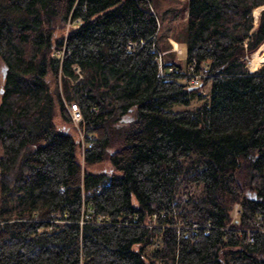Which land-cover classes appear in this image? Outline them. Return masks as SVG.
Listing matches in <instances>:
<instances>
[{
  "label": "trees",
  "instance_id": "trees-1",
  "mask_svg": "<svg viewBox=\"0 0 264 264\" xmlns=\"http://www.w3.org/2000/svg\"><path fill=\"white\" fill-rule=\"evenodd\" d=\"M263 41L264 0H0V264H264Z\"/></svg>",
  "mask_w": 264,
  "mask_h": 264
},
{
  "label": "built area",
  "instance_id": "built-area-1",
  "mask_svg": "<svg viewBox=\"0 0 264 264\" xmlns=\"http://www.w3.org/2000/svg\"><path fill=\"white\" fill-rule=\"evenodd\" d=\"M81 16H77L74 19H72L71 17H69L66 22H65V33L67 32V30L69 29V27L71 26H76L78 24V22L80 21ZM136 44V40H130L128 41V48H132L134 45ZM61 52V50H58ZM156 59L158 62V70L161 73L162 72V60H161V54L158 51L157 55H156ZM194 65H195V59L192 57L190 62L188 63V69L191 71V76H190V80L192 84L197 85L200 81H199V73H195L194 72ZM72 69L75 72V74H77V77H80L81 71H80V67L78 64L74 63L72 65ZM170 70H176L173 66H169ZM71 121L73 123V125L75 126V128L77 129L76 132L78 134V137L80 139V147H81V152H82V156L85 152V149L87 147H90L93 142L94 139L96 138V134L94 132H88L84 129L83 127V113L77 103V101L73 100L70 101L66 104ZM93 210V209H91ZM239 213V204L237 202L234 203V208H233V217L237 216V214ZM90 217V213H83L82 215V220L83 219H88ZM98 219L102 220V216H98ZM81 220V221H82ZM175 226L180 230H182V232L186 235H190V234H195L197 232V230L202 227L199 223H197L196 221L193 222H188L186 220H181L180 218H177ZM204 227H209V225H206ZM248 240L252 241L253 237L249 236ZM158 243L155 242L153 243V245H156Z\"/></svg>",
  "mask_w": 264,
  "mask_h": 264
},
{
  "label": "crops",
  "instance_id": "crops-1",
  "mask_svg": "<svg viewBox=\"0 0 264 264\" xmlns=\"http://www.w3.org/2000/svg\"><path fill=\"white\" fill-rule=\"evenodd\" d=\"M161 45H163L164 49H166L167 52H171L172 56L175 59L183 60L187 56V45L185 40L181 36L167 34L165 42L163 43V41L161 40ZM248 64L249 63L247 62V65ZM248 67L249 69H252L249 65Z\"/></svg>",
  "mask_w": 264,
  "mask_h": 264
},
{
  "label": "rangeland",
  "instance_id": "rangeland-1",
  "mask_svg": "<svg viewBox=\"0 0 264 264\" xmlns=\"http://www.w3.org/2000/svg\"><path fill=\"white\" fill-rule=\"evenodd\" d=\"M254 11H255V15L258 13V11H259V6L258 7H256V8H254ZM63 31H65V27L63 26ZM264 41H263V43H261L260 44V46L257 48V50L255 51V52H253L252 54H251V56H250V59H249V61H248V65L252 68V69H255V68H257L260 64H261V62L262 61H264ZM257 54V56H256V59H255V63H254V59H253V55L254 54ZM259 59H263V60H261V61H258ZM260 62V63H259ZM253 63H254V66H253ZM2 68H3V62H2V60H1V58H0V74L2 73ZM203 89L206 91L207 89H208V85H205V87H203ZM199 103V100L197 99V98H195V99H192V101H191V107H194L196 104H198ZM174 106H176V107H179L180 106V104L179 103H175L174 104ZM71 123H72V121H71ZM73 124V123H72ZM74 128H75V126H74ZM75 130H77L76 128H75ZM194 186V185H193ZM191 187L190 189H193L192 190V192H196L197 191V187Z\"/></svg>",
  "mask_w": 264,
  "mask_h": 264
},
{
  "label": "bare ground",
  "instance_id": "bare-ground-1",
  "mask_svg": "<svg viewBox=\"0 0 264 264\" xmlns=\"http://www.w3.org/2000/svg\"><path fill=\"white\" fill-rule=\"evenodd\" d=\"M263 47H264V46H263ZM256 56H257V54L255 53V54L253 55L254 63H255ZM254 63H253V66H254Z\"/></svg>",
  "mask_w": 264,
  "mask_h": 264
},
{
  "label": "water",
  "instance_id": "water-1",
  "mask_svg": "<svg viewBox=\"0 0 264 264\" xmlns=\"http://www.w3.org/2000/svg\"><path fill=\"white\" fill-rule=\"evenodd\" d=\"M262 6H263V5H262ZM262 6H259V8H260V7H262ZM253 13L255 14V12H254V11H253ZM256 16H257V14H256ZM262 43H263V42H262ZM256 50H257V49H256ZM252 53H253V52H252ZM4 71H5V67H4ZM3 73H4V72H3Z\"/></svg>",
  "mask_w": 264,
  "mask_h": 264
}]
</instances>
